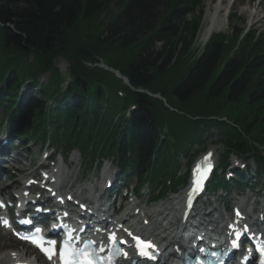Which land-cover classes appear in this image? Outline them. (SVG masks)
Wrapping results in <instances>:
<instances>
[{
  "label": "trees",
  "instance_id": "trees-1",
  "mask_svg": "<svg viewBox=\"0 0 264 264\" xmlns=\"http://www.w3.org/2000/svg\"><path fill=\"white\" fill-rule=\"evenodd\" d=\"M202 1L0 0V108L25 126L22 140L49 133L68 150L92 148L163 191L186 183L178 158L208 135L225 150L224 168L234 154L264 172V37L213 35L188 64ZM59 58L70 64L67 88L52 68Z\"/></svg>",
  "mask_w": 264,
  "mask_h": 264
},
{
  "label": "rangeland",
  "instance_id": "rangeland-1",
  "mask_svg": "<svg viewBox=\"0 0 264 264\" xmlns=\"http://www.w3.org/2000/svg\"><path fill=\"white\" fill-rule=\"evenodd\" d=\"M260 5L262 8V10H261V18H262V17H264V0H234L233 1V8L230 12V17L228 19V23H227L225 29H223L219 32H215L213 35L214 36L218 35V36H227L228 37V36H230L229 34H233L235 36L236 34H239L240 31L244 30L245 32H249V31L255 32L257 35L264 37V20L261 24L254 26V25H251V23L248 20L247 14H245V12L247 10H250L251 8H254L255 6L257 7ZM206 10H207V0H203L202 6H201V13L203 14V18L201 21L198 36H197V38H196V40L192 46V49L190 51L191 55L189 56V59L191 61L189 60L190 62H188V64L194 63V60L197 59V57H199V55L201 54V51L204 48V45H206V43H208V41H207L205 44H202L200 41L201 33H202V30L204 27V19H205V15H206ZM195 16H197V13L195 14ZM235 16H237V18ZM103 19H104V22H106L107 19H105V16L103 17ZM192 19H193V17H192ZM228 41H229L228 42V45H229L231 42H230V40H228ZM161 48H162V44H157L154 48V51L159 52L161 50ZM32 62L35 63L36 66H38L36 60L35 59L33 60V57H29L27 59V61L25 62V64L28 63V65H30ZM174 63H175V60L173 61V64ZM52 66H53L52 67L53 69H57L59 71L62 78L67 77L66 75L68 73L70 64L68 62H66L64 59L59 58V59L54 60ZM104 66L105 65L103 63H101L98 67L103 68ZM171 66H173V65H171ZM105 67H107V66H105ZM112 70L115 72L114 69H111V71ZM112 74H114L118 79L122 80L124 82V84L129 85L127 79L123 80L122 78L118 77L117 74H115V73H112ZM39 81L43 85L47 84L48 83L47 75H42L39 78ZM158 96H160V95H158ZM153 98L158 99L156 97H153ZM158 100H160V99H158ZM1 116H2V110H0V120H1ZM208 136H205L203 139L204 146L207 150H205V148L203 149L204 146H199V147L196 146L192 150L191 154H193L194 155L193 157H195V158H193L194 159L193 161H192V158H189V159L184 158L183 159L180 157V162H181L180 163V174L181 175L185 174L186 170L189 167L190 161H192V163L196 162V161L201 159L203 154L209 153L211 151L215 152L214 158L216 160V163L219 164L221 162V157L223 154H222V150L220 149V147L217 146L216 134L214 136H211V138L209 137L207 140H205V138H207ZM14 145H16V144L14 143ZM39 149H40V146H34V145L29 144V143H25L21 147V149H18V154L19 153L23 154V156L20 158L21 159L20 160V162H21L20 172H22V174H21V176L18 175V180H19V178H20V180H22V178L25 177L26 175H29L32 172H36V168L38 167V165L40 163H42L41 159H42L43 155L46 152H48V154H50L52 152V150H49V151L45 150L44 154L39 157V155H38ZM58 159L60 160V157H58ZM70 160L74 161V163H75L74 168L70 171V173L72 174L71 185H74L76 187L75 191H79L82 197H86L88 194L86 193L87 190H85V189H87V188L92 189L95 184L97 187H100V179L97 175V172H93L92 174L87 175V176H84L83 174L80 173L79 166H80L81 161H80V156L78 153H73ZM233 161L236 163L235 159H232L231 165H232ZM109 164L110 163H108V162L105 163L106 166L110 167V174L112 175L114 173V168H112ZM248 165L251 169L250 173H254L255 168H254L253 161L252 160L248 161ZM15 171H17V170H15V169L11 170L10 173L14 174ZM80 177H83L82 179H85V182L82 184L77 182ZM12 182L13 181H11V183H9V184L13 185ZM263 183H264V177L262 178V180H260V184L256 187V190L254 191V194L260 192V200H264V199H262V196L264 195V191L261 188ZM4 185H6V184H4ZM20 186L21 185H19V187ZM14 187H16V186H14ZM14 190H18L17 187L12 189L13 192H14ZM129 190L132 191L133 186ZM183 192L184 191H182V188H181L176 193V195L168 194L167 197L162 202L157 203V204H153V205L146 204L148 198L150 197L149 191H147V190H144L142 193L137 195V198H138V201L143 204V207H145L144 208L145 212H147V211L152 212V211L157 210L158 208H160L162 206H165L166 203L167 202L169 203L172 199L179 197L181 194H183ZM237 192H238V190L236 189L234 191V195L237 196ZM250 196H251V193L249 191H246L243 198H239L238 196L237 197H238V199L246 200ZM212 201H214V199H212ZM217 207H220V209H222V207L218 203L214 202L211 210L214 211L215 208H217ZM260 207H261L260 205H257V208H260ZM8 247H9V249L17 248L18 244L14 240H10V239L9 240H7V239L2 240V239H0V252L4 251Z\"/></svg>",
  "mask_w": 264,
  "mask_h": 264
},
{
  "label": "bare ground",
  "instance_id": "bare-ground-1",
  "mask_svg": "<svg viewBox=\"0 0 264 264\" xmlns=\"http://www.w3.org/2000/svg\"><path fill=\"white\" fill-rule=\"evenodd\" d=\"M233 1L234 0H207V10L204 19V27L200 37V41L202 44H205L215 32H219L225 29L228 23L229 13L233 8ZM261 10L262 8L260 5L257 7L255 6L254 8H251L250 10H247L245 12L251 25L255 26L263 22L264 17L261 18ZM157 96L158 95H156V98ZM158 97V99L163 100L160 96ZM22 156L23 154H19L16 158H21ZM59 177L62 179H69L70 174L66 171H63L59 175ZM106 183L107 181L104 182V185H106ZM17 184L18 182L13 183V185H11L14 187ZM0 189L1 195L3 197L8 196L10 192L9 185H4V183L1 182ZM85 190H87L88 193V188ZM78 195L80 194L77 193V196ZM75 199L79 200L77 198ZM98 203L99 202L94 205H97ZM81 204L89 206L92 203L90 202V200H84ZM243 204H245V202H243ZM98 205H100V207H104L101 206V204ZM180 205V197H177L175 199H172L169 203L167 202L165 206L153 212L144 213L145 207L143 208L142 204L138 203L137 201L131 203L129 202L127 204L128 212L124 213L122 216H116L118 221L117 227L119 229L121 228L119 232L125 235H128L129 231H136L137 233H141L144 235H151L155 240H159L160 243L164 245L167 249H172L177 245L174 242L175 236L179 227L181 226V224H183V222L176 221L175 218V213L177 212V208ZM129 211L130 213L139 211V213L143 215L141 223H138V220H140L139 217L135 215L131 217ZM261 213L264 214V211H262ZM193 218H195V216ZM131 220L133 221V223H131ZM145 220L150 223V225L147 227L143 225ZM164 223H167V225L169 224V226L166 227L167 225ZM220 224V222H217L218 226H220ZM226 224L228 225V223ZM218 226L216 228H218ZM24 255L25 253L23 250L0 252V264H16L17 262H23L22 257Z\"/></svg>",
  "mask_w": 264,
  "mask_h": 264
},
{
  "label": "snow or ice",
  "instance_id": "snow-or-ice-1",
  "mask_svg": "<svg viewBox=\"0 0 264 264\" xmlns=\"http://www.w3.org/2000/svg\"><path fill=\"white\" fill-rule=\"evenodd\" d=\"M237 215H239V212H237ZM4 223L7 224V221H4ZM37 232H40V229H37ZM129 235H131V233H129ZM108 239L112 241L114 246L116 241L115 234L113 233L109 235ZM133 239L136 241L135 249L141 257L146 259L155 258L152 255V250L154 248L152 242L144 241L139 237H133ZM71 240L72 237H69V239L65 241L63 246L59 249L61 264H96L95 260L93 259L92 252L88 251L87 249V245H85L84 248H77L72 245ZM33 242L36 243L35 240H33ZM48 243L50 245L48 248H45L42 244L38 246H40L41 250L49 256V259H51L52 255L56 252V244L55 241H49ZM91 243L95 242L93 241ZM121 243H127V241L121 240ZM235 246L236 245H234V247ZM100 250L103 251L104 249L101 248ZM201 251H203V249H201ZM261 254L264 256V250H261ZM116 255L125 259L128 258L127 251H124L123 249H117ZM261 264H264V259L261 260Z\"/></svg>",
  "mask_w": 264,
  "mask_h": 264
},
{
  "label": "water",
  "instance_id": "water-1",
  "mask_svg": "<svg viewBox=\"0 0 264 264\" xmlns=\"http://www.w3.org/2000/svg\"><path fill=\"white\" fill-rule=\"evenodd\" d=\"M105 70H107V71H109V72H111V73H115V74H117L118 77H120V78H122L123 80H125V79H124V78H123L118 72H116V71H115V72H114V71H111L110 69H107V68H106ZM151 96H152V95H151ZM152 97H154V96H152ZM155 97H156V96H155ZM157 98H159V97L157 96Z\"/></svg>",
  "mask_w": 264,
  "mask_h": 264
}]
</instances>
